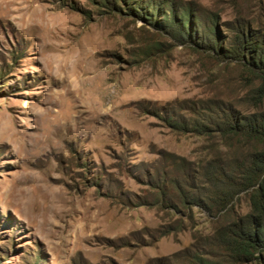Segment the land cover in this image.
<instances>
[{"label": "rangeland", "instance_id": "374dc122", "mask_svg": "<svg viewBox=\"0 0 264 264\" xmlns=\"http://www.w3.org/2000/svg\"><path fill=\"white\" fill-rule=\"evenodd\" d=\"M173 1L221 26L260 2ZM116 3L0 0V264H187L210 252L218 218L176 209L161 189L180 163L213 156L188 127L232 90L222 66Z\"/></svg>", "mask_w": 264, "mask_h": 264}, {"label": "trees", "instance_id": "16d2710c", "mask_svg": "<svg viewBox=\"0 0 264 264\" xmlns=\"http://www.w3.org/2000/svg\"><path fill=\"white\" fill-rule=\"evenodd\" d=\"M131 2L130 13L155 29H170L179 42L222 66L232 90L205 109L207 123L188 127L210 139L213 156L197 168L184 161L174 168L178 177L164 176L163 202L171 196L175 208L184 210L196 203L218 218L210 252L187 258V264H264V0L255 17H238L224 26L216 17L205 20L192 4L150 0L145 8ZM166 120L187 132L172 117Z\"/></svg>", "mask_w": 264, "mask_h": 264}]
</instances>
